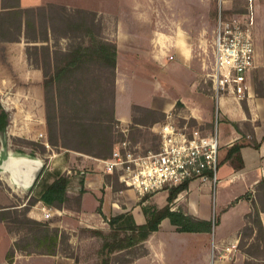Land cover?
Returning <instances> with one entry per match:
<instances>
[{
  "label": "crops",
  "instance_id": "crops-1",
  "mask_svg": "<svg viewBox=\"0 0 264 264\" xmlns=\"http://www.w3.org/2000/svg\"><path fill=\"white\" fill-rule=\"evenodd\" d=\"M50 1L52 0H20V5L22 8L37 7L46 5ZM66 3L68 6L72 4L68 1ZM75 5L88 7L99 14L116 18L113 29L108 26L106 31L107 36L110 35L109 38L116 41L118 46L115 99V117L119 121L118 125L125 128L137 125L133 121L134 105L168 114L174 111L178 100L191 112L194 119H198L199 122L200 117L205 121L210 120L211 113L207 114L203 108L198 107L194 98H190V102L195 104L191 107L182 98H171L166 92L161 95L158 92L163 88L158 73L164 67L162 64L184 69L187 73L186 79L195 89L193 76L196 70L193 62L199 50L198 40L202 41L200 44L202 47L206 46L203 44L205 38L199 35L191 36L190 29L177 21L171 30L163 29L162 19L159 16L164 12L179 14L181 10L186 12L189 18L200 12L205 14L207 12L205 8L199 10L188 6L168 8L163 6L162 0H75ZM1 9L2 0H0ZM260 28L258 21L256 60L249 74L248 94L243 99L234 96L223 99V148L220 152L221 164L217 182L222 184L221 198L218 199L217 183L215 185L191 183L190 187L181 192L171 203L173 209L183 208L189 214L212 220L213 223L217 222V216L220 214L219 240L215 242L220 246L223 242L227 243L223 249L231 242L240 244L248 223V215L254 208L259 212L264 229L262 184L264 179V33ZM42 44L41 41H27L25 37L20 41H0V101L11 112L7 133L9 137H28L33 130L35 133L36 129L39 136L41 134L44 138L45 145L49 147L45 154L11 149L10 169L0 170V180H3L13 191H17L16 187L21 191L30 189L33 196L38 199L31 207L30 215L44 219V210H52V208L40 200L42 194L60 175H69V194L77 195L83 192L81 208L62 207L56 211L59 215L58 226L70 231L71 241L74 244H76L74 232L80 229L109 231V220L116 215H127L129 217L127 222L145 223L143 206L147 203L165 205L168 202V191L152 195L154 201H149V198L142 201L135 191L120 187L121 184L115 186L112 176L103 172L102 162L98 157L50 144L41 58ZM20 45L23 54L17 55L15 50ZM140 78L151 84L153 93L145 99L133 97L126 102L127 107L121 99L123 98L124 101L128 85L132 84L133 79ZM255 80L262 84V91H258L254 86ZM16 118L18 129L12 131L11 126ZM235 144H241V150L233 151L231 158L228 159V154ZM1 155L2 151L0 158ZM239 155L243 159V165L240 164ZM162 193L166 194L163 196ZM158 197H161V201H157ZM237 206H241V209L235 222H232L235 215L231 214L232 209ZM56 211H52L53 215L57 213ZM164 225L170 233L180 232L169 218L163 219L160 228L145 242L148 253L134 258L129 264H166L170 251L167 245L163 244L164 236L161 231ZM6 228L8 230L7 225ZM212 232L183 233L194 234L198 239L197 246L205 248L210 243ZM18 238L17 235L7 234L6 231L1 233L0 243L6 241L7 248L3 252L0 264H80L76 257L65 256L62 253L28 254L22 251H17L13 261H9L7 253Z\"/></svg>",
  "mask_w": 264,
  "mask_h": 264
},
{
  "label": "trees",
  "instance_id": "trees-1",
  "mask_svg": "<svg viewBox=\"0 0 264 264\" xmlns=\"http://www.w3.org/2000/svg\"><path fill=\"white\" fill-rule=\"evenodd\" d=\"M243 11L244 8L241 13ZM224 14L232 15V11L224 9ZM97 16L95 11L71 9L59 3L22 8L20 0H2L0 41H20L25 37L27 41L43 42L41 58L50 144L98 158H108L118 139L123 137V134L118 133V129L115 128L119 124L115 117L118 46L116 41L103 36L102 24L96 20ZM12 32L15 36L9 35ZM64 39L66 42L62 44ZM15 54H23L22 45L17 46ZM105 99H108L107 103ZM181 104L178 101L176 105ZM167 115L165 112L148 107L133 106V121L137 125L150 126L165 119ZM9 124L10 112L0 102V133L5 134ZM236 126L239 127L238 124ZM241 147V144L232 146L228 159L231 158L233 151L240 152ZM42 148L44 149L45 146L42 145ZM239 158L240 164L243 165L241 155ZM0 160H3L1 169H10V157L7 151L3 152ZM69 183V175H60L45 190L40 200L50 208L80 209L83 192L70 195ZM116 183L118 182H115V186L118 187ZM262 184L264 186V179ZM186 188L187 184L170 188L168 202L165 205L143 206L142 210L146 216V222L143 224L127 222L129 217L120 214L110 218L109 231L87 229L93 236L104 239L101 246V264H114L116 255H120V264H129L134 258L147 254L148 248L145 242L160 228L165 218H169L180 232H212L214 228L212 220L198 218L183 208H172L171 203ZM150 195L143 196L142 201L148 199ZM37 201L38 199H34L30 204L25 205L23 213L27 214L30 206ZM72 201L76 203L75 206L71 205ZM0 211L4 210L0 208ZM7 217L0 220L7 223ZM27 220L33 222L36 227L22 240L18 238L15 241L7 253L9 261H13L17 251L28 254L61 253V246L69 241V234L58 227L52 228L47 221L29 217ZM255 230V239L263 241L264 251V229L257 208L248 215V223L240 241L242 248H246L247 245L244 238L251 237ZM259 260V257L252 254L245 264H262Z\"/></svg>",
  "mask_w": 264,
  "mask_h": 264
},
{
  "label": "rangeland",
  "instance_id": "rangeland-1",
  "mask_svg": "<svg viewBox=\"0 0 264 264\" xmlns=\"http://www.w3.org/2000/svg\"><path fill=\"white\" fill-rule=\"evenodd\" d=\"M66 1L71 2L72 4L70 6L67 5ZM164 2V7H174L177 9V7L182 8V6H188L193 7L195 10H199L201 8H205L207 11L205 14H195L192 16H189V18L186 16V12H181L179 14H172V13H163L161 16L162 19V27L163 29L171 30V27H173L174 23L177 21L180 24H182L184 27H188L189 33L191 36L196 37V35H199V37H203L206 40L204 41V47H202L200 44L202 43L201 40H198V53L196 55V59L193 62V66L195 68V74L193 76L194 79V85L195 89L191 87L188 79H186V72L181 67L174 68L173 65L171 67L167 64H162L164 67H162V70H160L158 73H160V79L163 84V88L160 89L158 92L161 95L162 93H167L171 98L179 97L188 103L189 106L194 107L195 104L190 102V98H194L197 102L196 105L198 107L203 108V111L208 114L211 113V117L209 121H205L201 117L198 119H194L193 115H191V112L186 109L184 104L180 101L182 104L180 106L176 105L174 108L175 114L174 116L178 121L181 123L186 121V117L189 119L188 122L191 125L200 126L203 123H206L208 126H211V120L213 117L214 109H215V101L212 98V83L209 79L207 72L208 69H206L205 65L209 63L210 58H212L213 55V42L215 37V25H216V14L217 9L219 7H223L224 9L231 10L232 14H244L248 15V13L252 14L254 16V38H255V44L257 41L256 37V28L258 25V21L261 25L262 33H264V0H162ZM49 3H59L68 6L71 9H87L92 10L88 7L84 6H77L75 5V0H62V1H55L52 0ZM46 4V5H47ZM248 4V8H246ZM244 8L243 13L242 10ZM247 9V10H246ZM246 10V11H245ZM95 11V10H92ZM97 12V11H95ZM98 16L96 18L97 21H100L102 24V34L104 37L112 40L107 36L106 29L111 28L115 26L116 18H113L112 16H105L103 14H99L97 12ZM230 16V15H229ZM158 17V16H157ZM158 17V18H159ZM15 36V33L12 32V34ZM202 39V38H199ZM114 41V40H113ZM66 40L64 39L62 41V44H65ZM262 44V43H261ZM170 67V68H169ZM256 78V77H255ZM254 86L258 89V91H262V84L258 81H254ZM153 93V89L151 84L145 80V79H133L132 84L128 85L127 95L124 98L121 99V102H128L133 97H141V98H147L148 95ZM230 97V96H227ZM225 97V98H227ZM223 98V99H225ZM200 99V100H199ZM221 100V116H223V107H224V100ZM105 103L108 102V99H105ZM177 101V102H178ZM1 102V101H0ZM176 102V104H177ZM202 103V104H201ZM2 106L5 108L3 103L1 102ZM244 104V103H243ZM128 107V104H126ZM125 105V107H126ZM6 109V108H5ZM10 112V110L6 109ZM137 115H140L142 113H136ZM11 115V112H10ZM143 115V114H142ZM141 115V116H142ZM167 117L163 120L157 121L161 122L166 120ZM17 118L15 119L14 123L11 126V130H17V124H16ZM156 123V122H155ZM48 127V126H47ZM117 125L115 126L116 129H118V133H122L123 137H118V141L123 139L125 135L127 134L130 138H132L135 142H141L144 145H149L152 142L157 141V137L153 135L151 132L150 127L151 126H144V125H133L130 126ZM123 129H126L127 131H123ZM38 130V129H37ZM8 131V128H7ZM48 139H49V131H48ZM117 141V142H118ZM116 142V143H117ZM42 145L45 146V148H42ZM49 146V144H48ZM48 148L44 143V138L39 136L38 132L35 133L34 130L28 135V137H9L8 133H0V152L7 151L8 156L9 151L11 149L17 150V151H26V152H41L46 153L48 151ZM1 155V156H2ZM3 160H0V165L2 164ZM1 170V167H0ZM113 182L117 185H120L121 187L125 186L123 183H121L116 177L112 176ZM217 189H219L218 199L221 198L223 194L222 190V184L217 183ZM17 191H13L11 188L7 186V184L0 180V218L7 217V223L6 221L0 220V235L2 232H7V234L17 235L21 240L22 238L33 228H35V224L33 222H30L27 220V218L35 219V220H41V221H47L50 223L52 228H60L62 231H65L67 234L70 235L69 241L65 242L61 246V253L62 255L69 256V257H76V260L80 262V264H101L102 262V256H101V246L103 244V237L99 236H93L90 231H87V229H80L76 232H74V235L76 237V244L72 243L71 241V235L70 231L61 228L58 226L57 221L59 219L58 211L56 209L58 208H52V211H56L54 215H52L49 219H37L30 215V210L33 205H35L36 202H34L30 206V210L27 212V214L23 213L25 211V205L30 204V201L36 199L33 194L31 193L30 189H25L24 191H21V189L16 187ZM156 194V193H155ZM166 194V193H162ZM154 194H151L149 197V201H154ZM138 196V194H137ZM161 196V195H160ZM164 196V195H163ZM142 199V197H140ZM141 199H137V201H141ZM157 201H161V197L157 198ZM152 203H147L146 205H151ZM72 206H75L76 203L74 201L71 202ZM9 209V210H7ZM241 206H237L232 209L231 214H235L233 217V221L235 222L238 212L240 211ZM10 212V213H8ZM219 220H220V214L217 216V222L214 223V229L211 233L210 237V243L208 247L203 248V246H197L198 239L195 237L194 234L190 235L191 233H183V232H174L170 233L168 229L166 228V225H164L163 230L161 231V234L164 236L163 244L165 243L167 245L168 250L170 251V256L168 255V261L166 264H214V261H216V264H245L246 260L253 255L260 258V263L264 264V251H263V241L262 240H256L255 235L256 233H253V235L247 236L244 238L246 242V248H242L240 244H238L237 251H227L225 248L223 249L224 245L227 243L222 244L220 246L219 243L215 242L216 240H219ZM8 228H6V225ZM6 228V229H5ZM255 243L253 246L251 244ZM260 245V247H259ZM240 246V248H239ZM7 248V242L0 243V259L3 258V252ZM246 250V251H245ZM77 252V253H76ZM251 253V254H250ZM32 254V253H30ZM35 254H43V253H36ZM46 254V253H45ZM226 254L227 256H224ZM73 255V256H71ZM117 256V257H116ZM114 264H120L119 260L120 255H116ZM80 260V261H79Z\"/></svg>",
  "mask_w": 264,
  "mask_h": 264
},
{
  "label": "built area",
  "instance_id": "built-area-1",
  "mask_svg": "<svg viewBox=\"0 0 264 264\" xmlns=\"http://www.w3.org/2000/svg\"><path fill=\"white\" fill-rule=\"evenodd\" d=\"M245 14L227 16L223 7L218 9L213 55L205 65L215 101L211 126L191 125L188 117L181 123L172 111L166 120L150 128L156 142L144 145L126 134L116 143L111 156L99 158L104 173L116 177L140 197L185 184L188 189L191 183L218 182L224 121L220 102L227 96L243 99L248 94L249 74L256 60L254 16ZM52 215L51 209L44 210L46 219ZM237 248L238 242H231L225 249L231 252Z\"/></svg>",
  "mask_w": 264,
  "mask_h": 264
}]
</instances>
